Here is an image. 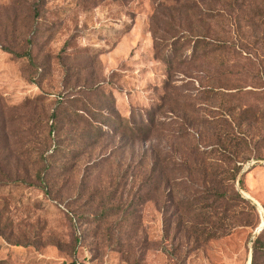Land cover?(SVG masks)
I'll return each instance as SVG.
<instances>
[{"label": "rangeland", "instance_id": "rangeland-1", "mask_svg": "<svg viewBox=\"0 0 264 264\" xmlns=\"http://www.w3.org/2000/svg\"><path fill=\"white\" fill-rule=\"evenodd\" d=\"M263 224L264 0H0V264H252Z\"/></svg>", "mask_w": 264, "mask_h": 264}, {"label": "trees", "instance_id": "trees-1", "mask_svg": "<svg viewBox=\"0 0 264 264\" xmlns=\"http://www.w3.org/2000/svg\"><path fill=\"white\" fill-rule=\"evenodd\" d=\"M174 51L177 53L178 52V49L177 48H174ZM243 118H247L246 111H245V113L243 115ZM242 119H240V120H242ZM148 123H150V121ZM235 139H240V138H235ZM243 143L244 142H237L236 149L238 147H240ZM246 144H247V142H246ZM228 148L229 147H225L224 152H225V154H227V155H225V159L229 162V165H233V164L236 165V164L242 162V161H240L242 155L239 153V149H237V150L236 149L228 150ZM223 167H221L218 170L219 175H221V173H223V174H230V177L228 179L235 180V181L237 180V178H238V176H239V174L241 173V170H242V168H237L236 166H235V168H232V169H225ZM202 173L204 174V176H207V175L210 176L211 175L212 177H215V178L218 177L217 171L216 172H208V168H205V167H203ZM242 181L243 180L241 179V181H240L241 184H242ZM221 189L220 188H216V189L212 188L210 190V192L213 195H215V196H217L219 198L222 197V199L225 200L228 197L226 195V192H224V191L220 192ZM238 197L241 198V196L239 194H238ZM209 233H212V232H210V231L208 233L205 232V234H207V235ZM214 235L216 236L217 234L216 233L215 234H211V237L212 236L214 237ZM263 238H264V231L261 233V235L254 242V246H253L254 247V257H253V260H252V264H256V255L259 252H264V239Z\"/></svg>", "mask_w": 264, "mask_h": 264}, {"label": "water", "instance_id": "water-1", "mask_svg": "<svg viewBox=\"0 0 264 264\" xmlns=\"http://www.w3.org/2000/svg\"><path fill=\"white\" fill-rule=\"evenodd\" d=\"M263 226H264V224H263Z\"/></svg>", "mask_w": 264, "mask_h": 264}]
</instances>
